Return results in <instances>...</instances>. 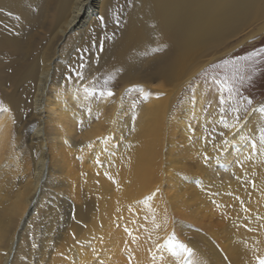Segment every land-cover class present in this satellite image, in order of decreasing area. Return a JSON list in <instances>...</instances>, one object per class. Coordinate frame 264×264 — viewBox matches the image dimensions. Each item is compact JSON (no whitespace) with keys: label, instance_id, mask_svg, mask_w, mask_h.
Instances as JSON below:
<instances>
[{"label":"bare ground","instance_id":"6f19581e","mask_svg":"<svg viewBox=\"0 0 264 264\" xmlns=\"http://www.w3.org/2000/svg\"><path fill=\"white\" fill-rule=\"evenodd\" d=\"M262 14L264 0H0V264H259L264 140L252 148L232 121L203 147L169 114L201 58ZM90 73L139 100L89 106L74 89ZM205 190L224 207L192 216L209 233L169 208Z\"/></svg>","mask_w":264,"mask_h":264},{"label":"rangeland","instance_id":"374dc122","mask_svg":"<svg viewBox=\"0 0 264 264\" xmlns=\"http://www.w3.org/2000/svg\"><path fill=\"white\" fill-rule=\"evenodd\" d=\"M263 24L264 14L249 19L224 44L214 50L212 49L208 55L201 58L208 60L194 71L195 73L182 85L181 90L175 96L174 102L171 103V113L169 115L173 116L176 122L180 123L183 120V123H187L190 128L188 130L191 133L190 137L203 147L211 146L215 148L219 142L228 136L229 131L227 132V130L233 124L232 121L235 122V128L239 125L248 124L243 133V138L245 140L251 139L255 144V148L262 146L263 140L259 132L261 129L264 130V32H259L258 29ZM48 38L45 37L46 40ZM77 52L78 50L76 56L78 55ZM106 80L107 76L104 74L90 73L80 82V85L83 84L81 89L75 87L74 90L80 92V96L87 100L89 106L99 105L103 95L109 92L114 95L116 92L123 93L125 100L122 104L130 109L139 100L137 98L138 86H130L127 91L124 87L121 91V86L102 88L95 84ZM78 108H82V106ZM128 108L125 110L126 114L131 112ZM173 111L176 112L175 115ZM185 113L187 117H183ZM255 113L259 117L257 123L252 120ZM95 122L96 120L84 121L81 129L75 134L76 139L82 141L86 130L90 129ZM252 131L254 135H251ZM178 136L181 137L180 134ZM16 148L15 151H17ZM231 151L228 152L230 157L228 159L224 158L225 161L222 160V165L217 166L220 175H223L227 168L233 170V161L236 160L237 155L235 156V154L237 152L233 149ZM186 157L185 162L189 165L193 166L190 160L198 164L197 161L192 160L188 152ZM193 168H196L198 173V176L195 177H199L201 168L198 165L193 166ZM190 175L193 176L194 174L190 173ZM74 177L75 175L72 172L70 178ZM173 182L172 179L164 178L161 192L172 194L175 191L171 187ZM192 182L193 185L189 187V190L194 191L197 189V184L194 181ZM186 183H189V181H186ZM171 201L173 203L169 208H172L171 215L173 218L183 222H192V225L198 227L203 233H209L206 224L204 222L202 225L198 224L194 221V218L192 221V216L197 215L198 212L200 218L206 221L208 219L207 211H213L215 215H218L220 210L224 208L218 202L216 193H206V190L198 199L177 196Z\"/></svg>","mask_w":264,"mask_h":264},{"label":"snow or ice","instance_id":"6c2138e0","mask_svg":"<svg viewBox=\"0 0 264 264\" xmlns=\"http://www.w3.org/2000/svg\"><path fill=\"white\" fill-rule=\"evenodd\" d=\"M108 95H113V93L109 92ZM249 103H251V101H249ZM262 140H264V134H262L261 137ZM253 148H255V144H253ZM180 248L186 252H188L189 254L191 253L192 249L188 248L186 245L184 244H180ZM259 264H264V258L259 259Z\"/></svg>","mask_w":264,"mask_h":264}]
</instances>
